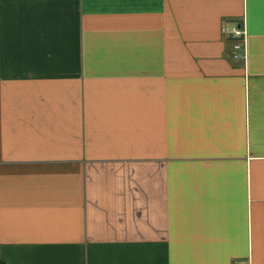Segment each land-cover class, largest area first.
Masks as SVG:
<instances>
[{
  "label": "crops",
  "instance_id": "0c3cea01",
  "mask_svg": "<svg viewBox=\"0 0 264 264\" xmlns=\"http://www.w3.org/2000/svg\"><path fill=\"white\" fill-rule=\"evenodd\" d=\"M0 261L264 264V0H0Z\"/></svg>",
  "mask_w": 264,
  "mask_h": 264
},
{
  "label": "built area",
  "instance_id": "2783aa9c",
  "mask_svg": "<svg viewBox=\"0 0 264 264\" xmlns=\"http://www.w3.org/2000/svg\"><path fill=\"white\" fill-rule=\"evenodd\" d=\"M225 33L230 39L235 40V44L233 46V51H234L233 60L245 61L246 51H245L244 31L240 27H238V28H233L231 30L225 29Z\"/></svg>",
  "mask_w": 264,
  "mask_h": 264
},
{
  "label": "trees",
  "instance_id": "16d2710c",
  "mask_svg": "<svg viewBox=\"0 0 264 264\" xmlns=\"http://www.w3.org/2000/svg\"><path fill=\"white\" fill-rule=\"evenodd\" d=\"M0 264H3V263L0 261Z\"/></svg>",
  "mask_w": 264,
  "mask_h": 264
}]
</instances>
